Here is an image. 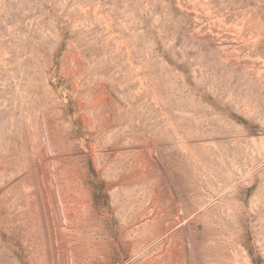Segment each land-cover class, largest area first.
<instances>
[{
	"label": "rangeland",
	"instance_id": "1",
	"mask_svg": "<svg viewBox=\"0 0 264 264\" xmlns=\"http://www.w3.org/2000/svg\"><path fill=\"white\" fill-rule=\"evenodd\" d=\"M0 264H264V0H0Z\"/></svg>",
	"mask_w": 264,
	"mask_h": 264
},
{
	"label": "bare ground",
	"instance_id": "2",
	"mask_svg": "<svg viewBox=\"0 0 264 264\" xmlns=\"http://www.w3.org/2000/svg\"><path fill=\"white\" fill-rule=\"evenodd\" d=\"M204 1H205V0H204ZM212 1H213V0H212ZM247 18H248V17H247ZM77 189H78V187H77ZM77 189H76V190H77ZM79 193H80V192H79ZM86 214H87V213H86ZM94 220H95V219H94ZM86 222H87V221H86ZM91 225H92V224H91Z\"/></svg>",
	"mask_w": 264,
	"mask_h": 264
}]
</instances>
